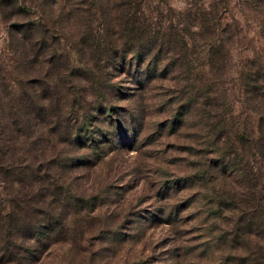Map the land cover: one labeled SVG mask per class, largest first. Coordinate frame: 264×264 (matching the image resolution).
<instances>
[{
    "label": "rangeland",
    "instance_id": "obj_1",
    "mask_svg": "<svg viewBox=\"0 0 264 264\" xmlns=\"http://www.w3.org/2000/svg\"><path fill=\"white\" fill-rule=\"evenodd\" d=\"M140 26L165 59L136 63ZM260 77L264 0H0V264H264ZM241 210L263 231L236 245Z\"/></svg>",
    "mask_w": 264,
    "mask_h": 264
},
{
    "label": "trees",
    "instance_id": "obj_2",
    "mask_svg": "<svg viewBox=\"0 0 264 264\" xmlns=\"http://www.w3.org/2000/svg\"><path fill=\"white\" fill-rule=\"evenodd\" d=\"M130 21V17L126 16V20L125 23H129ZM135 20L131 21V23H134ZM30 22H25V23H18L17 26H19V28H21V30H23L26 33H29V39L30 42L35 45L36 47H38V44H40V41L42 38H45V33L44 30L40 27V22L38 24H34V25H29ZM127 31V33H130V37H127L129 39H136L137 44L132 48V50H128L131 51V56H135L136 58V63L139 64H143L144 62H147L149 60H153L154 58H157V56L162 59L167 56H161V54L163 53H167L170 52L173 48L172 46H169L168 44H172L173 46L176 45V43H174V40L172 38H170L169 36H165V34L162 35H158L156 34H152L151 32H148L146 30V28L143 27H138L136 28V33L131 32V30L133 31L132 27H127V28H123V31ZM136 34V35H134ZM135 36V37H134ZM135 42V43H136ZM165 45V46H164ZM119 47V46H118ZM145 47V48H144ZM116 52H120V49H122V54L124 55V47H120V48H116ZM126 51V49H125ZM155 51V52H152ZM37 54V53H36ZM113 55V57H117L121 56L119 53L116 54H111V56ZM124 58V56H122ZM126 63V62H125ZM170 63H173L174 66L180 67L183 66V61H179L178 58L172 59L170 61ZM127 64L131 65L132 62L129 61L127 62ZM110 66H116L115 62H109V64H107V67ZM86 68L90 69L89 66H85ZM130 67V66H127ZM83 69V67L81 68V70ZM264 77H260V81L263 82ZM264 87V85H263ZM254 100L256 102V107L255 109L259 112V113H264V93L261 91V86L254 87ZM256 91L258 93H256ZM253 92V90H252ZM190 95V94H189ZM191 96V95H190ZM189 101V100H188ZM263 116L260 118L259 122H258V136L253 135V136H249V140L245 139L242 140L241 138H237V142H238V147L240 149H243L245 147V143H250L251 141H253L254 143L252 144H248L249 146L253 147L254 149H264V121H263ZM206 125H209V127H211L210 124L205 123ZM214 127H211V129ZM210 129V131H212ZM218 137V138H217ZM215 139V141H219V143L221 142V140H224L225 137H227V135L223 132L219 133V135L217 136ZM220 137H223L220 138ZM209 143L212 144L214 142L209 140ZM220 148H218L216 151H220L219 154L217 153V164L216 165H221V171L222 173H226V172H230L231 174H233L235 177L239 176V175H243L244 171H245V167L241 161V158L238 155V149H234L233 153L235 154L234 156H231V154L229 152H226L224 149V147H222L221 144ZM231 198V197H230ZM231 201L233 202H228L227 208L230 211H234V209H238L239 208V203L238 200L236 198H232ZM240 201V200H239ZM231 222H233L232 224V231L229 232V234L231 235V241L234 242L236 245H240V244H244L247 242L248 239V235L251 234L253 232V228L257 227V231L258 233H262V222H258V221H254L253 219V215L251 214V212L247 211V210H241V213L237 216V218L233 219ZM264 226V224H263ZM235 247V246H234ZM4 251H2L3 253ZM240 259H242L243 264H257V260H255V258H251V257H244V256H239ZM239 259V260H240ZM241 261V260H240Z\"/></svg>",
    "mask_w": 264,
    "mask_h": 264
}]
</instances>
